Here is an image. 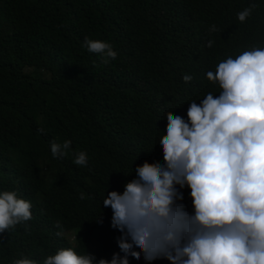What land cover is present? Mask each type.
<instances>
[{
    "label": "trees",
    "instance_id": "obj_1",
    "mask_svg": "<svg viewBox=\"0 0 264 264\" xmlns=\"http://www.w3.org/2000/svg\"><path fill=\"white\" fill-rule=\"evenodd\" d=\"M85 38L116 58L89 52ZM252 48H264V0H0V192L32 205V219L0 233V264H42L69 247L123 256L103 198L143 162L164 163L166 114L187 121L190 102L221 91L206 73ZM66 140V155L53 156L51 143ZM78 152L86 165L74 163ZM175 187L194 214L190 189Z\"/></svg>",
    "mask_w": 264,
    "mask_h": 264
},
{
    "label": "clouds",
    "instance_id": "obj_2",
    "mask_svg": "<svg viewBox=\"0 0 264 264\" xmlns=\"http://www.w3.org/2000/svg\"><path fill=\"white\" fill-rule=\"evenodd\" d=\"M255 7L240 11L238 20L244 22ZM84 45L102 57L117 56L107 42L85 38ZM206 77L218 84V96L190 102L187 121L166 114L159 140L164 163L143 162L122 193L109 191L102 200L112 210L111 227L121 233L117 244L124 255L96 260L69 247L42 264H129V256L139 260L141 254L169 264H264V48L228 57ZM70 144L52 142L53 156L66 155ZM74 163L86 165V153L78 152ZM176 185L190 189L194 214L176 203L182 199ZM31 207L16 191L0 192V233L32 219ZM13 264L38 262L22 257Z\"/></svg>",
    "mask_w": 264,
    "mask_h": 264
}]
</instances>
